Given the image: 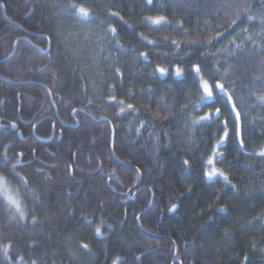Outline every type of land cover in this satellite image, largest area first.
<instances>
[{"label":"trees","instance_id":"1","mask_svg":"<svg viewBox=\"0 0 264 264\" xmlns=\"http://www.w3.org/2000/svg\"><path fill=\"white\" fill-rule=\"evenodd\" d=\"M70 2L2 0L0 6V146L11 143L10 154L24 153V166L17 171L36 192L23 198L24 221L10 219L0 204V264H111L116 255L126 264H264V222L254 219L264 214V158L253 154L264 143L259 119L264 108L247 97L248 86L264 92L260 80L251 84L264 56L247 43V54H236L240 67L228 69L242 115L247 111L249 120L255 119L251 126L244 122V147L233 136L220 149L223 157L216 166L228 175V185L222 177L204 175V161L222 132L213 122L191 130L188 113L208 109L181 110L188 103L190 80L152 75L156 65H203V48L191 42L220 30L224 35L213 42V51L227 49L234 38L241 41L242 28L258 33L259 24L242 17L239 27H230L225 12L231 10L220 7L230 0H152L151 5L146 0H84L99 6L93 14L116 27L124 45L112 50L113 66L123 77L103 65L94 79L78 50L70 54L62 39L61 26L68 21L60 9ZM247 3L252 14H264L260 0ZM158 15L169 21L159 31L144 22ZM77 28L71 25L65 33ZM139 33L157 45H147ZM172 40L180 42L179 49ZM138 51L149 52V60H138ZM220 63L226 67L233 61L225 56ZM112 94L138 111L118 116V107L107 99ZM240 96L255 108L240 106ZM73 107L83 111L73 115ZM102 117L109 121H97ZM139 121L146 126L137 135ZM228 127H233L231 117ZM137 169L141 181L135 179ZM172 203L174 212L169 211ZM150 207L140 228L137 217ZM97 226L101 235L94 231ZM9 244L6 258L3 248Z\"/></svg>","mask_w":264,"mask_h":264},{"label":"snow or ice","instance_id":"2","mask_svg":"<svg viewBox=\"0 0 264 264\" xmlns=\"http://www.w3.org/2000/svg\"><path fill=\"white\" fill-rule=\"evenodd\" d=\"M147 5L152 4V0H146ZM0 6H4L2 0H0ZM260 6L264 7V0H260ZM221 8L226 10L225 15L228 17L226 23L229 24L230 27H239L238 21L243 17L244 20H247L250 24L255 25V23L259 24L258 33H250L247 28H242L239 36L242 37L240 42H237L234 38L229 41L230 47L227 49H219L217 48L213 51V42L218 41L224 35V31L217 30L214 35L207 36L205 41H195L191 43H196L197 45L203 48L202 58L204 60L203 65L201 63H190L187 65V68H182L180 64L173 63L172 66L166 67L161 65H156L153 68L152 75H161V76H169L171 75L175 78H184L185 80H190L188 84V95H186V100L188 103H185L181 106V110L185 113H188L189 107L192 110V113H198L202 109H208V111L203 112V114L192 115L188 113L189 125L191 126V130L195 132L196 126L203 125L207 122L219 123L220 130L222 135H220L211 150L208 158L204 161V166L206 171L204 175L208 179H213L215 177H222L226 183V185L231 184V180H229L228 175L222 169L216 166L217 160L223 157V152L220 151L222 145H224L225 141L230 139L231 137H235L239 146L244 147L245 138H244V122L247 121L249 125L255 124V119L249 120L248 113L245 111L242 115L240 107H238L237 100L234 99V84L235 81L231 78L228 69H238L240 65L237 61V53H241L242 55L247 54V43L252 44V52L255 53L257 49H259V54L264 56V14L259 16L252 14L250 12L251 5L246 2V0H230V2L222 3L220 5ZM68 8L71 10V15L74 16L80 23L88 24L97 20L98 17L93 15V12L98 10L99 6L93 4H87L84 0L81 2H70ZM110 16H119V13H111ZM121 19H123L121 17ZM103 23V21H100ZM145 24L155 26L157 31L160 28L166 26L169 21L168 18L162 15L158 16H148L144 18ZM126 23V22H125ZM179 23V22H178ZM212 30L209 29V32ZM106 35H111L112 40L109 43L113 45H119L120 48H123L124 45L121 44L120 41V33L118 29L109 24L105 29ZM139 36L142 41H146L147 45L156 46L157 41L149 39L143 33H139ZM88 38L87 36L85 37ZM49 41L51 37L48 38ZM103 39V37H102ZM171 44L174 45L177 49L180 48V42L176 40H172ZM101 51H103L104 46L100 45ZM231 58L233 63L228 64L226 67L221 65L220 61L224 57ZM214 57V62L209 63V58ZM137 59L148 61L149 60V52L147 51H138ZM115 73L118 74V78L123 77V73L119 68L115 69ZM186 73L188 74L186 76ZM260 80L262 85H264V60L261 61V70L260 75L257 77L253 75L251 84L255 85L256 81ZM227 82V85H226ZM116 85H110V91H114ZM51 92V89L48 90ZM221 93L223 95L221 96ZM134 92L132 89L128 90V95H133ZM193 97L195 99H193ZM247 97L248 99H252L255 97L256 103L264 108V92H257L254 87H247ZM107 99L118 107L119 111L117 115L124 114L129 111H138L136 106L133 103H128L124 99H118L115 94L109 95ZM212 101L213 103H209ZM55 103V101H53ZM88 104L93 103V101L88 100ZM239 104L242 107H252L255 108V105H248L243 96L239 97ZM83 111V109L72 108V114L75 115L77 112ZM90 115V113H89ZM229 117H231V123L233 125L232 129H229ZM166 118V117H165ZM106 119V118H104ZM259 119L262 123H264V115L259 116ZM131 124V122H130ZM189 125H186L189 126ZM11 128L16 129L17 126L13 122L11 123ZM146 126L145 121H139V127L135 129L137 135H140V129ZM34 127V125H33ZM131 131V128H130ZM151 135V134H150ZM2 147V151H0V204L8 210L10 219L24 221L28 218V213L24 210L23 198L28 195L29 191H31V196L35 197L36 192L34 189H31V184L27 177L21 174L20 171H17L18 167L24 166V153L17 152L12 153L11 149L15 147L14 144H7L0 146ZM113 154H114V144H113ZM253 154L264 158V143L260 144L259 150L254 148ZM103 162L100 161V164ZM185 165L189 164V161L186 159L184 161ZM137 174L135 179L137 181H141V174L139 169L136 170ZM115 177V171L110 174L109 179ZM233 187H235L233 185ZM177 209V205L172 203L169 211L174 212ZM87 223H91L88 221L87 217H84ZM139 219V217H137ZM259 221L264 222V214H261L258 217H254ZM31 220L33 223L37 222V216L34 214L31 215ZM103 223V222H101ZM94 231L97 235H101V229L97 226ZM11 245H6L3 248V252L5 257H8V250ZM82 248L88 250L87 244H82ZM20 261L23 262V257L21 256ZM138 259V258H137ZM178 259V258H177ZM248 259L247 256L244 257L246 261ZM35 264V261L32 262ZM111 264H126L124 258L119 255H116Z\"/></svg>","mask_w":264,"mask_h":264},{"label":"rangeland","instance_id":"3","mask_svg":"<svg viewBox=\"0 0 264 264\" xmlns=\"http://www.w3.org/2000/svg\"><path fill=\"white\" fill-rule=\"evenodd\" d=\"M249 0H246L248 2ZM65 21H68L66 25H62L64 33L62 39L65 42L66 51L70 54H74V49L78 50L77 57H79L85 64L86 69L94 75L97 71L106 65L110 71H115L113 66V54L112 50L114 45L109 43L112 40L111 35H106L105 29L109 25L105 21L101 23V20H95L92 23L82 24L74 16L71 15V10L67 7L66 9H60ZM94 15V14H93ZM95 16V15H94ZM78 27L76 33H65L70 26ZM81 28V29H80ZM88 37L87 39L85 37ZM103 37V39H102ZM100 45H103V51H101ZM104 77L99 74V77ZM93 78H91L93 80ZM91 80V81H92ZM101 81V80H100ZM101 85L92 84V87L96 91H100ZM217 178V177H215ZM213 178V179H215ZM209 179V180H213Z\"/></svg>","mask_w":264,"mask_h":264},{"label":"water","instance_id":"4","mask_svg":"<svg viewBox=\"0 0 264 264\" xmlns=\"http://www.w3.org/2000/svg\"><path fill=\"white\" fill-rule=\"evenodd\" d=\"M15 49H16V47H15ZM13 54H15V51H14ZM104 118H106V117H102V118L98 119L97 121H99V122H102V121H109L108 118H106V119H104ZM14 130H17V128L14 129ZM47 141H50V140H47ZM151 207H152V206H151ZM151 207H150L148 210H146L145 212H143V213L139 216V219H138L137 221H138V225H139L140 228H142L141 223H140L141 217H142L145 213L149 212V210L151 209Z\"/></svg>","mask_w":264,"mask_h":264},{"label":"bare ground","instance_id":"5","mask_svg":"<svg viewBox=\"0 0 264 264\" xmlns=\"http://www.w3.org/2000/svg\"><path fill=\"white\" fill-rule=\"evenodd\" d=\"M53 98V97H52ZM62 118V117H61Z\"/></svg>","mask_w":264,"mask_h":264}]
</instances>
